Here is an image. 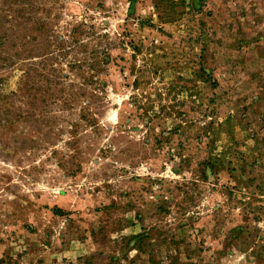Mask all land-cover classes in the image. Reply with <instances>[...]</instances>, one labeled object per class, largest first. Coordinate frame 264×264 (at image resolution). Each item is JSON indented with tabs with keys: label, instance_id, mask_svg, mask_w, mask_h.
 <instances>
[{
	"label": "rangeland",
	"instance_id": "obj_1",
	"mask_svg": "<svg viewBox=\"0 0 264 264\" xmlns=\"http://www.w3.org/2000/svg\"><path fill=\"white\" fill-rule=\"evenodd\" d=\"M0 264H264V0H0Z\"/></svg>",
	"mask_w": 264,
	"mask_h": 264
},
{
	"label": "trees",
	"instance_id": "obj_2",
	"mask_svg": "<svg viewBox=\"0 0 264 264\" xmlns=\"http://www.w3.org/2000/svg\"><path fill=\"white\" fill-rule=\"evenodd\" d=\"M57 212H60L59 209H55Z\"/></svg>",
	"mask_w": 264,
	"mask_h": 264
}]
</instances>
